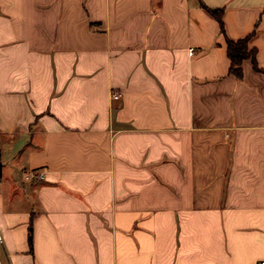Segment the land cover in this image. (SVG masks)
I'll return each instance as SVG.
<instances>
[{"label":"crops","instance_id":"0c3cea01","mask_svg":"<svg viewBox=\"0 0 264 264\" xmlns=\"http://www.w3.org/2000/svg\"><path fill=\"white\" fill-rule=\"evenodd\" d=\"M0 160L6 264H260L264 0H0Z\"/></svg>","mask_w":264,"mask_h":264},{"label":"trees","instance_id":"16d2710c","mask_svg":"<svg viewBox=\"0 0 264 264\" xmlns=\"http://www.w3.org/2000/svg\"><path fill=\"white\" fill-rule=\"evenodd\" d=\"M211 15H213L219 23L220 31L223 33V25L221 20L222 9H209L203 4H201ZM226 51L229 58V71L233 73L236 77L240 76V64L242 60L246 58H251L254 61V53L247 47V37L244 39H239L236 42L228 41L226 42ZM0 176H1V160H0ZM28 244L31 248L32 246V228L31 224L28 227Z\"/></svg>","mask_w":264,"mask_h":264},{"label":"built area","instance_id":"2783aa9c","mask_svg":"<svg viewBox=\"0 0 264 264\" xmlns=\"http://www.w3.org/2000/svg\"><path fill=\"white\" fill-rule=\"evenodd\" d=\"M190 54H192V49H189ZM120 97V93H113L112 99H117ZM27 178H29L31 181H41L43 179V174L39 171H31L29 174L26 175ZM0 243H2V237L0 236ZM7 264H11L10 262H7ZM260 264H264V261H261Z\"/></svg>","mask_w":264,"mask_h":264},{"label":"rangeland","instance_id":"374dc122","mask_svg":"<svg viewBox=\"0 0 264 264\" xmlns=\"http://www.w3.org/2000/svg\"><path fill=\"white\" fill-rule=\"evenodd\" d=\"M0 257H2L1 253H0ZM0 264H6V262H4L2 258H0Z\"/></svg>","mask_w":264,"mask_h":264}]
</instances>
